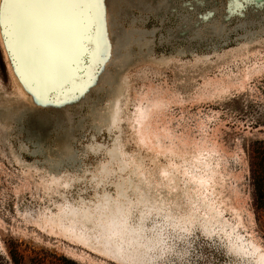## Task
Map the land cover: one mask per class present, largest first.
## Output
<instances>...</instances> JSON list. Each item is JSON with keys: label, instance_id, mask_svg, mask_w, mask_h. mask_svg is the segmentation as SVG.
<instances>
[{"label": "rangeland", "instance_id": "obj_1", "mask_svg": "<svg viewBox=\"0 0 264 264\" xmlns=\"http://www.w3.org/2000/svg\"><path fill=\"white\" fill-rule=\"evenodd\" d=\"M143 3L119 8L144 41L111 120L94 114L110 109L109 86L67 103L28 100L0 29V264H264L248 160L264 139V8L239 17L224 0H173L157 13ZM106 199L128 209L149 253L141 262L77 239L97 231L81 214Z\"/></svg>", "mask_w": 264, "mask_h": 264}, {"label": "snow or ice", "instance_id": "obj_2", "mask_svg": "<svg viewBox=\"0 0 264 264\" xmlns=\"http://www.w3.org/2000/svg\"><path fill=\"white\" fill-rule=\"evenodd\" d=\"M107 3L0 0V29L11 62L37 106L60 103L69 94V80L77 83L71 95L81 98L100 83L113 54ZM253 4L264 8V0H224L225 12L239 17ZM165 6L166 0H158V8Z\"/></svg>", "mask_w": 264, "mask_h": 264}, {"label": "bare ground", "instance_id": "obj_3", "mask_svg": "<svg viewBox=\"0 0 264 264\" xmlns=\"http://www.w3.org/2000/svg\"><path fill=\"white\" fill-rule=\"evenodd\" d=\"M137 1L140 3L144 2L145 5L148 6V10H150V8H151L154 10V12L156 11V13H157V11L159 12L161 10L160 8L157 7L158 0H108V3H107L108 38L111 39V41H112V53L113 54H112L111 60L107 61L105 64V71H104L103 76L100 77V83L98 85H101L102 87L109 86L107 93L110 95L111 102H110V109L109 110L101 112L98 108L94 109L95 117L98 119H102V117L105 120L114 119L115 114L117 113V111L120 108V100H121V96H122L121 86H122L123 80L125 82V75H124L125 71H127L128 67L131 66L133 64V62L135 61L134 60V54H133L134 53L133 45L137 44L140 46V48L143 46L142 45L143 41H144V35L143 34L139 33V36L136 38V37H134V32L136 30H134V29L126 30L122 26V24H120V22H118V19H119L118 16H120L119 11H121V9H119V8L120 7L123 8V10L125 11L126 14H131V12H130L131 6L130 5L131 4L133 5V3L137 2ZM172 4H173V0H166V6L165 7H169ZM139 8H140V6H139ZM2 31H3V29H2ZM2 40H3V45H4L5 50L10 55L8 48H7L6 40L4 37V33L2 34ZM117 51H119V56L116 55ZM8 58L10 59V57H8ZM109 66H112V68H110ZM20 82L22 85L21 87L25 88L21 79H20ZM76 86H77V83L74 79L69 80L67 83V92L69 94L62 97L61 100L65 99V101H69L70 99H72L71 98L72 97L71 92ZM28 97H29L28 100L33 102V97L32 96H28ZM62 102H60V103H62ZM60 103H58V104H60ZM146 111L147 110L139 108L138 112L136 113V115H137V122L136 123H139V125H141L143 122H145V120H147L148 113ZM66 119H67V117H66ZM145 123H143V125ZM143 125H142V128H143ZM146 127H147V125H146ZM142 131H143V129H142ZM71 134L72 133H70V131H67V133L63 134L59 138L58 144H59V147L61 149L66 147V145L69 142V139L71 138ZM206 158H208V157H206ZM206 165L208 167L209 164H206ZM217 167H218V165H217ZM211 173L214 174V170H211ZM207 174H208V172H207ZM197 175H199V174H197ZM206 177H207V175H206ZM213 178H214V176H213ZM220 178H222V177H220ZM195 179H197L198 183H201L202 185L207 183L203 177H199V178L195 177ZM205 179H207V178H205ZM213 180H212V182L214 183ZM209 183H207V184H209ZM198 186H199V184H198ZM127 211H128V209H125L124 207H122V204L119 202L111 201L108 199L102 201L101 203H99V205H97V207L94 210H87L85 213L81 214L83 219H84L82 221L83 222L82 224L87 226L88 228H91L94 230L96 229L97 231L90 233L88 236H83V237L77 236V239L79 238L81 241L83 240V242H85L84 244L87 243L89 245V244H91L90 243L91 241L89 240V236H91V238L97 242V245H95L96 247L93 248L95 252L100 253L102 255H105L107 257H111L112 259H115V260L131 259V260H137L138 262H141L142 259L146 258V256L149 253H148V251L145 250V248L143 247V243H141V241L139 240V235L137 233H135L136 229H130L131 226H129L127 223V222H129ZM76 218H78V217L76 216ZM72 235H75V234L72 233ZM136 245H138V247H136ZM141 249L143 250V252L145 251V253H143V254L140 253Z\"/></svg>", "mask_w": 264, "mask_h": 264}, {"label": "trees", "instance_id": "obj_4", "mask_svg": "<svg viewBox=\"0 0 264 264\" xmlns=\"http://www.w3.org/2000/svg\"><path fill=\"white\" fill-rule=\"evenodd\" d=\"M249 180L252 187V207L259 223H264V139L257 140L249 146ZM15 263L17 259L11 254ZM66 264H75L64 259ZM38 263H41L39 260Z\"/></svg>", "mask_w": 264, "mask_h": 264}]
</instances>
